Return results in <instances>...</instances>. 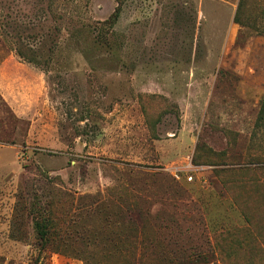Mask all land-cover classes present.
Wrapping results in <instances>:
<instances>
[{
	"label": "rangeland",
	"instance_id": "rangeland-1",
	"mask_svg": "<svg viewBox=\"0 0 264 264\" xmlns=\"http://www.w3.org/2000/svg\"><path fill=\"white\" fill-rule=\"evenodd\" d=\"M238 2L0 0V264H264Z\"/></svg>",
	"mask_w": 264,
	"mask_h": 264
},
{
	"label": "trees",
	"instance_id": "trees-1",
	"mask_svg": "<svg viewBox=\"0 0 264 264\" xmlns=\"http://www.w3.org/2000/svg\"><path fill=\"white\" fill-rule=\"evenodd\" d=\"M120 13H121V5L118 4L114 12L109 17V19L106 20L105 22L108 23L110 26H113L118 21ZM234 20L237 23H240L241 25L252 29L256 33L264 35V5L257 4L255 6H251L249 0H239L234 15ZM254 127L256 130L264 129V97L261 100ZM49 225H50L49 220H47L46 223H44L42 220L39 219H36L35 221V228L38 230L40 239L43 240V242L49 243V235H48ZM157 231L160 234L158 227H157ZM172 256L174 258L173 254Z\"/></svg>",
	"mask_w": 264,
	"mask_h": 264
}]
</instances>
